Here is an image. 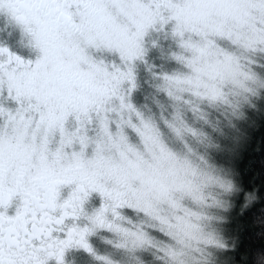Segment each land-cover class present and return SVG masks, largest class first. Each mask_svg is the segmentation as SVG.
Listing matches in <instances>:
<instances>
[{
  "label": "snow or ice",
  "instance_id": "1",
  "mask_svg": "<svg viewBox=\"0 0 264 264\" xmlns=\"http://www.w3.org/2000/svg\"><path fill=\"white\" fill-rule=\"evenodd\" d=\"M0 32V264H264V0H0Z\"/></svg>",
  "mask_w": 264,
  "mask_h": 264
},
{
  "label": "trees",
  "instance_id": "2",
  "mask_svg": "<svg viewBox=\"0 0 264 264\" xmlns=\"http://www.w3.org/2000/svg\"><path fill=\"white\" fill-rule=\"evenodd\" d=\"M262 137H264V129H260L257 127L253 132L251 136V141L248 149V157L249 159L256 161V166L252 169V171L249 173V176L255 177V183L259 184L262 181H264V176H261L260 170H259V161H260V151L259 149L261 147H264V144H262ZM253 149H256V151H253ZM256 243V241H254Z\"/></svg>",
  "mask_w": 264,
  "mask_h": 264
},
{
  "label": "flooded vegetation",
  "instance_id": "3",
  "mask_svg": "<svg viewBox=\"0 0 264 264\" xmlns=\"http://www.w3.org/2000/svg\"><path fill=\"white\" fill-rule=\"evenodd\" d=\"M0 39H2L4 42H8V37L6 34L0 32Z\"/></svg>",
  "mask_w": 264,
  "mask_h": 264
}]
</instances>
